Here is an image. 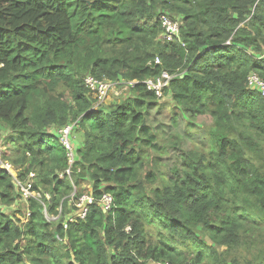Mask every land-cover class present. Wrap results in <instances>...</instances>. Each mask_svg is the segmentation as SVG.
Masks as SVG:
<instances>
[{
	"label": "trees",
	"instance_id": "16d2710c",
	"mask_svg": "<svg viewBox=\"0 0 264 264\" xmlns=\"http://www.w3.org/2000/svg\"><path fill=\"white\" fill-rule=\"evenodd\" d=\"M164 13L181 23L172 42ZM163 72L169 128L185 125L169 140L181 152L170 178L149 152L165 147L149 124L163 98L143 83ZM251 75L264 82V0H0V146L12 161L0 151L18 170L0 168V264H264V93ZM88 76L138 83L104 112ZM76 123L72 164L60 132ZM21 198L24 223L8 212Z\"/></svg>",
	"mask_w": 264,
	"mask_h": 264
},
{
	"label": "rangeland",
	"instance_id": "374dc122",
	"mask_svg": "<svg viewBox=\"0 0 264 264\" xmlns=\"http://www.w3.org/2000/svg\"><path fill=\"white\" fill-rule=\"evenodd\" d=\"M179 23V22H178ZM179 26H181V23H179ZM122 83V80H120ZM129 86H122V87H117V89L112 92V94H108V96L106 97L105 103L102 104V110H104V112H109L111 107H113L116 104H119L121 102H123L124 100H126L129 96H130V90H128ZM99 105L94 103V109H98ZM172 108H173V103L170 101L169 98H163L162 100H160V106H158L157 108H155L152 112V119H150L149 124H151L152 128L154 129V133L158 134V138H159V142L163 144L164 149L162 151H156L151 149L149 152L151 154V158L153 160H157L158 161V166L160 167L161 172H163V174L167 177H173V172H172V166L174 164H176V160L177 157L181 154V152L175 150V148L173 147V145L171 144L170 141H172V136L178 131L181 132V130H183L185 128L184 122L182 120V118L179 119L180 123H181V130L176 129L175 127H170V117H171V113H172ZM202 124H206V125H211V119L209 117H200L197 119V124L201 125ZM201 133H198L199 135H202V131H200ZM72 144L74 147V150H76L79 145L80 142L83 140V134L82 133H78L75 131V133L73 134L72 137ZM170 140V141H169ZM192 148L194 147V143H189L184 142L183 143V148ZM1 150H2V154L4 152V154H7V157L12 161V155L11 152L9 151V147L8 145L4 144L0 146ZM15 158V156H14ZM160 160V162H159ZM8 168V167H7ZM15 168V167H14ZM18 168V167H17ZM148 168L152 169L154 167L152 166H148ZM16 169V168H15ZM9 170L12 171V174L14 175V177L18 176V170H14L12 167L11 169L9 168ZM33 176H35V174H33ZM83 190H85L86 192H89L91 189L88 186L87 183H84L83 185ZM39 197H41L38 201L41 202L42 200V196L40 194H37ZM51 198V196H49ZM48 197V198H49ZM29 202L30 201H26L23 198H21L20 200H18V203H16L11 209H8V212L11 215L15 216V219H20L21 222H26L27 217H28V207H29ZM74 210L71 209V206H69V215L73 214ZM68 215V216H69ZM67 216V217H68ZM73 216V215H72ZM72 216H70V218H72ZM66 217V218H67ZM56 218V219H55ZM51 217L47 214V219L49 221H55L58 219V217Z\"/></svg>",
	"mask_w": 264,
	"mask_h": 264
},
{
	"label": "built area",
	"instance_id": "2783aa9c",
	"mask_svg": "<svg viewBox=\"0 0 264 264\" xmlns=\"http://www.w3.org/2000/svg\"><path fill=\"white\" fill-rule=\"evenodd\" d=\"M159 20L164 29L163 40L168 42L174 41V39L179 36V32H180L179 23L173 21L169 16L165 14H162ZM160 63H161L160 60L157 59L156 64H160ZM173 77H174L173 75H170L167 72H163L161 77H157L155 79H148L144 83L149 91L154 92L158 96V98H161L163 96L164 90L168 87ZM85 84L86 87L90 90L91 94L96 98V104L101 106L102 104L105 103L108 94L109 93L112 94V92H114L117 89V87H120L119 85L121 83L113 82L109 80H99L90 76L86 78ZM134 84L135 83H130L129 85L133 86ZM249 85L251 87L258 88L260 91L264 93V82H262L257 75H251V77L249 78ZM74 126L75 125H69L60 132L63 144L68 148V150L71 151L69 157L71 159L72 164L74 162L75 155H74V150L72 149V145L70 143V136L75 128ZM0 167L7 170H9V168L11 169L12 167L8 162L3 161L1 151H0ZM9 171L12 173L11 170ZM68 173H70V171ZM32 177H34L33 174ZM19 184L22 187L24 196L26 198L31 197L32 194L30 190L32 185L29 184L28 187H24L21 183ZM92 202H93L92 197L83 196L82 198H80L77 206L79 208L85 207L83 212L84 217L86 216V213L88 211L87 204H91ZM102 204L104 206V211L109 212L111 211L114 205V198L109 194L105 195L102 198Z\"/></svg>",
	"mask_w": 264,
	"mask_h": 264
},
{
	"label": "clouds",
	"instance_id": "9594fccd",
	"mask_svg": "<svg viewBox=\"0 0 264 264\" xmlns=\"http://www.w3.org/2000/svg\"><path fill=\"white\" fill-rule=\"evenodd\" d=\"M164 14H165V13H164ZM161 15H162V14H161ZM161 15H160V16H161ZM165 15H167V14H165ZM160 16H159V19H160ZM167 16H169V15H167ZM169 17H170V16H169ZM170 18H171V17H170ZM171 19L174 21L173 18H171ZM159 22H160V20H159ZM175 22H176V21H175ZM160 24H161V22H160ZM161 27H162V24H161ZM162 30H163V32H164L163 27H162ZM163 32H162V35H161V40H162V41H165V40H163ZM179 35H180V33H179ZM176 38H178V37H176ZM176 38H175V39H176ZM175 39H174V40H175ZM167 42H168V41H167ZM183 46H184V45H183ZM157 59L160 60V58L157 57V58L155 59V64H156V60H157ZM160 62H161V60H160ZM160 64H162V62H161ZM160 64H159V65H160ZM156 65H158V64H156ZM88 77H90V76H88ZM91 77H93V76H91ZM105 80H107V79H105ZM147 80H148V79H147ZM109 81H110V80H109ZM145 81H146V80H145ZM145 81H144V82H145ZM114 82H120V83H121V81H114ZM144 82H143V83H144ZM130 83H135V84H137L138 81H125V80H122V83H121L119 86H120V87H122V86H124V87H125V86H129L128 90H130V88L133 87V86L135 85V84H134L133 86H132V85H129ZM144 84H145V83H144ZM161 98H163V96H162ZM161 98H160V99H161ZM101 106H102V105H101ZM101 106H99V108H100ZM74 127H75V128L77 127V123L75 124ZM75 128H74V129H75ZM73 132H74V130H73ZM4 162H5V161H4ZM8 163H9V162H8ZM9 164H10V163H9ZM10 165H11V164H10ZM11 166H12V165H11ZM0 168H1V167H0ZM12 168H13V167H12ZM1 169H3V168H1ZM13 169H14V168H13ZM3 170H7V169H3ZM14 170H15V169H14ZM7 171L10 172L9 170H7ZM10 173H11V172H10ZM11 174H12V173H11ZM32 174H34V173H32ZM32 174H31V176H32ZM12 175H13V174H12ZM13 176H14V175H13ZM34 177H35V176H34ZM14 178L18 179L17 177H14ZM30 191H31V190H30ZM31 194H32V196H35L34 193L31 192ZM73 195H74V194H73ZM105 195H108V194H105ZM105 195H104V196H105ZM109 195H111V194H109ZM83 196L91 197L90 195H87V194H84ZM83 196H81L80 198H82ZM104 196H103V197H104ZM111 196H112V195H111ZM112 197H113V196H112ZM92 198H93V202H92L91 204H93V203L95 202L94 197H92ZM79 200H80V199H79ZM78 202H79V201H78ZM77 204H78V203H77ZM91 204H87V208H88V205H91ZM113 206H114V205H113ZM112 208H113V207H112ZM111 210H112V209H111ZM87 212H88V211H87ZM109 212H110V211H109ZM86 214H87V213H86ZM83 217H84V216H83Z\"/></svg>",
	"mask_w": 264,
	"mask_h": 264
}]
</instances>
